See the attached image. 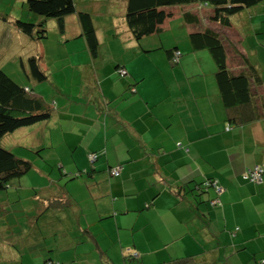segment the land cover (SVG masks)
I'll return each mask as SVG.
<instances>
[{"label": "crops", "instance_id": "crops-1", "mask_svg": "<svg viewBox=\"0 0 264 264\" xmlns=\"http://www.w3.org/2000/svg\"><path fill=\"white\" fill-rule=\"evenodd\" d=\"M114 1L75 0L93 13L99 37L97 54L91 53L86 38L79 33L80 23L74 14L68 16L62 32L54 21L51 26L58 32H53L52 42L39 41L37 45L43 53L45 49L50 53L63 41L80 36V40H73L75 50L58 56L63 64L73 66L71 73L65 67L63 71L71 80L73 75L74 86L78 85L76 93L73 89L76 106L71 112V145L65 157H59L58 165L64 174L73 176L70 205L73 216L80 213L84 220L52 219L58 221L54 233L71 234V240L44 260L123 264L124 254L136 252L145 263H151L195 252L198 264H258V259L264 258V171L258 183L243 178L241 172L256 163L264 167V0L233 13L229 25L209 22L205 10L210 8L205 3L172 5L161 29L178 36L172 45L182 55L173 63L164 53L160 63L166 66L159 69L150 53L161 46L160 35L156 32V39L151 33V42L150 36H144L137 44L125 21V0H120L118 10L122 23L115 19ZM24 8L28 17L34 15ZM187 10L197 13L199 20L185 18ZM12 25L2 19L0 33L7 26L21 35ZM207 25L222 34L233 71L244 70L250 63L258 71L260 79H252L251 88L260 117L243 124H229L225 118L215 69H210L212 62L201 52L204 48L193 47L189 40L190 31ZM112 37L125 46L130 42L129 57L117 52L118 43ZM77 53L83 61L76 63L72 55ZM120 62L127 67V76L116 73L115 64ZM55 86L64 96V88ZM68 100L66 96L54 99L56 111L48 118L52 123L70 113V108L65 109ZM45 121L38 127L46 126L49 120ZM94 125L102 128L89 138ZM47 136H52L51 127ZM98 150H102L101 157ZM91 151L95 156L97 153L93 159L88 155ZM119 163L120 173L112 176L109 167ZM209 175L224 187L221 206L205 203L212 190L195 196L188 189ZM186 181L189 184L179 189ZM53 188L61 190L60 185ZM41 205H37L35 219L47 220V210L40 211ZM204 220L209 223L202 228ZM85 226L90 233L83 230ZM206 241L213 250L201 253ZM9 259V264L14 260L15 264H30L17 254Z\"/></svg>", "mask_w": 264, "mask_h": 264}, {"label": "trees", "instance_id": "trees-1", "mask_svg": "<svg viewBox=\"0 0 264 264\" xmlns=\"http://www.w3.org/2000/svg\"><path fill=\"white\" fill-rule=\"evenodd\" d=\"M260 1L263 0H125L124 16L132 36L139 40L148 34L159 32L162 22L171 13L169 8L175 4L205 3L210 8L209 19L222 25H229L233 13ZM24 2L27 12L34 14L32 17H21L14 10L6 8V10L0 11V19L11 22L19 29L21 35L26 34L33 39V42L35 40L42 41L40 39L47 36V19L54 18L59 31L62 32L66 27L68 16L74 14L80 23L79 33L86 38L89 50L92 54L98 53L99 37L94 26L93 13L90 10L79 7L75 0H24ZM183 16L191 21L200 18L197 13L195 14L190 10L184 11ZM63 39H68V36H64ZM189 40L193 47L207 49L214 60L216 65L214 78L222 98L226 111L225 118L228 123L243 124L260 117L262 113L257 109L254 92L251 88L252 79H260L254 65L250 63V65H246L244 70L233 71L227 62V49L222 34L216 28L207 25L192 30L189 32ZM176 51L179 52L176 53ZM166 52L173 63L178 62L182 55V51L175 45L168 47ZM42 57L43 50L39 49L38 46L33 47L27 55V68L24 66L25 73L37 80H44L49 76L41 62ZM121 69H124L125 72L122 73ZM115 71L119 76L129 74L127 67L122 62L115 64ZM33 92L30 86L26 89L24 84L14 80L0 66V138L18 127L46 120L56 111V106L51 101ZM93 152L95 151H91V153ZM31 166L30 160L17 156L10 148L0 143V188L7 187L11 178L27 172ZM112 167L114 166L109 167V172ZM187 184H189L188 181L183 182L179 189ZM217 186L222 187L221 192L217 191ZM188 189L194 191L195 196L212 190L211 196L204 199L205 203L210 207H218L222 204L221 194L224 187L213 175L205 176L203 179L193 182ZM65 203H71L70 196L66 198ZM58 205L56 203L51 206L56 207ZM201 223L202 228H204L208 227L209 221L204 220ZM83 230L90 233L89 226H85ZM207 241L205 242L206 245L201 246V253L213 250L212 244ZM194 255L195 252H192L183 256L145 263L139 254L126 253L122 260L123 264H198ZM262 258L258 259V264ZM49 261L52 260H46L45 264H49ZM19 262L17 264H20Z\"/></svg>", "mask_w": 264, "mask_h": 264}, {"label": "rangeland", "instance_id": "rangeland-1", "mask_svg": "<svg viewBox=\"0 0 264 264\" xmlns=\"http://www.w3.org/2000/svg\"><path fill=\"white\" fill-rule=\"evenodd\" d=\"M105 5H107V2H105ZM24 7L25 3H21L20 0H0V9L9 8L20 14L21 17L26 18L28 16L26 13L24 14ZM114 7L116 10L115 19L122 23V17H120L118 12L120 9V0L114 1ZM208 15L209 10H205V17L209 22L214 24V21L209 19ZM54 21V18L47 19V36L40 40L52 42L53 32H58L56 26L54 28L51 26ZM1 22L2 19H0V23ZM6 28L7 26L3 27L0 33V66L14 80L22 84H29L34 91V94L41 95L45 99L51 101L54 105V99H62L65 98V96L70 99L65 104L66 110H68L67 108H70V113L68 114L70 118L68 115L62 114L60 119H57L55 123H52V121H50L51 119H47L49 121L46 123V126L38 127L40 124L46 122L45 120H41L18 127L13 131L5 133L0 138V143L2 145L10 148L17 156L24 157L32 162V166L27 172L11 178L7 187L0 188V264L8 263L10 260L9 257L16 254L20 259H23V262H29L30 264H45L44 259L47 257L48 253L53 256L55 249L59 252L61 248L65 246L66 242L71 240V234L68 235L70 236L69 238L68 236L54 233L55 223L57 224L58 221L54 223V220L52 219H57L59 217L64 219L67 218L68 220H72V223L73 220H84L80 213L73 216V207L70 204H64L66 198L70 195V191L73 194V176L70 174H64L62 172L63 168L58 165L59 157H65V153L68 152L67 149L70 148L71 145L69 142V139L71 140L69 133L73 132L70 129V125H72L73 122L71 112H73V106H76L73 102V89L74 93H76L78 89V85L74 86L73 75L71 80V76L66 75L63 71L65 67L71 73L72 71H70V68L73 66L69 67L68 65L63 64L58 56H62L67 50H75L74 47L72 48L73 40H80V36L75 39L72 38L63 41V44L60 47H57L56 49L53 48L50 53L45 49L41 61L50 76L44 80H37L33 76L25 73L24 66L27 68V55L33 47L38 45L39 41L35 40L32 42L33 39L26 34L19 35L20 33H15V30H9ZM13 28L15 27L13 26ZM152 34L146 35L150 36L149 42L152 41ZM154 34L156 38V33ZM158 34L160 35L162 44L150 53V59L151 61H156V66L159 69L160 67L166 66L160 63V59H164L166 49L172 46L174 43L173 40H176L178 36L175 34L174 37L173 32L165 28H162ZM106 36L107 35H105V37ZM132 39L134 41L136 40L133 36ZM112 40L118 43L117 52L124 53L129 57L127 49L129 51L131 50L130 46H128L130 45V42L126 41L128 45L125 46L123 41L119 38L112 37ZM140 40H142V37L137 40V44H139ZM134 44H136V42H134ZM63 46H67L68 48ZM203 51L205 52V57L212 62L210 69H216V65L210 52L207 49H202L201 52ZM189 54L192 58L196 57L194 52H190ZM80 55L81 53H77L75 56L72 55V58L74 57L76 63L83 61V58L81 60ZM108 55L109 52L105 54L106 60L108 59ZM130 56L134 58L132 60L140 62L139 59H136L133 55ZM158 59L159 62L157 61ZM174 67L178 68V66ZM205 68L209 70L208 65H205ZM158 72L160 71L158 70ZM56 84L64 88L62 90L64 96L60 93V88L55 86ZM95 97H97L96 93ZM77 106H80V103H78ZM50 127L52 136L48 137L47 135L50 132ZM101 128V126L94 125V128L89 134V138L92 133L96 134ZM97 153L99 154V157L102 156V150H98ZM45 184H47L46 187ZM56 185H60V193L54 191L53 187ZM39 203L42 204L41 208H39L40 211L43 208L47 210V212L44 211L47 220L35 219V212L38 209L37 205H39ZM56 203L59 205L56 207L51 206ZM67 219L63 220L64 224L68 223ZM8 223H10L9 226ZM55 259L57 260L51 259L53 262L52 264H59V262L60 264H71V262H67L64 259ZM13 262V264H15L16 261L14 260Z\"/></svg>", "mask_w": 264, "mask_h": 264}, {"label": "built area", "instance_id": "built-area-1", "mask_svg": "<svg viewBox=\"0 0 264 264\" xmlns=\"http://www.w3.org/2000/svg\"><path fill=\"white\" fill-rule=\"evenodd\" d=\"M179 51H176V53H178ZM121 72L124 73L125 70L124 69H121ZM26 89H28V87H25ZM90 158L93 159L95 158V153H90L89 154ZM121 170V166H114L111 168V174L113 175H118L119 172ZM264 171V167L262 164L260 163H256L254 164L253 166H250V167H247L242 173V177L243 178H247L248 180H251L253 182H261L262 179H263V176H262V173ZM217 191L218 192H221L222 190V187L221 186H217L216 187ZM134 254H136V252H133ZM53 262L52 261H49V264H52ZM259 264H264V258H262L260 260V263Z\"/></svg>", "mask_w": 264, "mask_h": 264}, {"label": "clouds", "instance_id": "clouds-1", "mask_svg": "<svg viewBox=\"0 0 264 264\" xmlns=\"http://www.w3.org/2000/svg\"><path fill=\"white\" fill-rule=\"evenodd\" d=\"M25 87H28V86H25ZM113 175V174H112Z\"/></svg>", "mask_w": 264, "mask_h": 264}]
</instances>
